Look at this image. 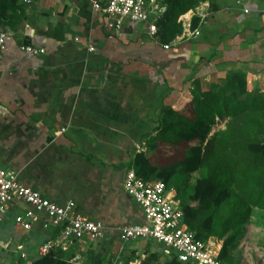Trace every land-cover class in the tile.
I'll use <instances>...</instances> for the list:
<instances>
[{"label": "crops", "instance_id": "0c3cea01", "mask_svg": "<svg viewBox=\"0 0 264 264\" xmlns=\"http://www.w3.org/2000/svg\"><path fill=\"white\" fill-rule=\"evenodd\" d=\"M22 5L25 14L14 25L0 18L7 34L0 49V167L57 205L73 202L79 214L102 224L96 242L50 249L66 264H93L89 250L109 264H123L121 255L139 264L143 252L169 260L172 254L158 244L119 237L121 228L143 221L123 189L126 169L136 153H151L146 137L155 133L161 109L182 106L195 86L207 91L241 72L253 91H264V0L201 2L193 13L197 26L190 27L193 15L186 19L167 48L131 22L109 36L90 0ZM195 29L197 35L188 34ZM224 127L225 121L218 129ZM205 173L183 175L195 178L192 192ZM27 208L18 199L6 206L0 264H31L42 256L39 247L58 235L56 227L42 228L45 215L30 230L16 225L14 217Z\"/></svg>", "mask_w": 264, "mask_h": 264}, {"label": "trees", "instance_id": "16d2710c", "mask_svg": "<svg viewBox=\"0 0 264 264\" xmlns=\"http://www.w3.org/2000/svg\"><path fill=\"white\" fill-rule=\"evenodd\" d=\"M204 1L161 0L165 11L157 22V40L167 44L182 34V18ZM24 14L20 0H0V18L7 24ZM197 23L193 15L190 27ZM159 116L155 133L146 137L151 153L140 151L133 158L135 173L144 181L160 179L173 186L175 178L205 169L189 196L193 204H180L183 220L197 239L215 237L217 258L228 264L239 225L252 207L264 209V91H253L244 73H231L207 91L195 86L182 106L164 107ZM220 121L225 127L211 134ZM58 252L31 264H66ZM145 259L180 264L173 255L163 263L156 253Z\"/></svg>", "mask_w": 264, "mask_h": 264}, {"label": "built area", "instance_id": "2783aa9c", "mask_svg": "<svg viewBox=\"0 0 264 264\" xmlns=\"http://www.w3.org/2000/svg\"><path fill=\"white\" fill-rule=\"evenodd\" d=\"M33 0H22L29 5ZM93 10L103 14V27L113 36L119 34L125 22L135 23L143 28L151 38L158 33L157 22L165 11L161 0H90ZM195 29L188 34H198ZM7 34L0 31V49L4 47ZM169 44L163 45L167 48ZM22 50L37 53L30 46ZM123 189L139 206L143 215L141 223L126 225L121 228L119 237L123 242L131 240L151 241L162 247L163 251L172 254L180 264H223L217 258L218 241L215 237L200 240L188 228L183 220V211L174 186L167 185L160 179L144 181L131 166L126 169ZM13 199L27 205V209L14 217L16 225L30 230L32 224L39 222L40 215L46 216L41 225L58 229L56 239L47 241L39 247L40 255L49 253L53 246H63L76 240L96 242L103 236V226L99 221L90 220L79 214L73 202L57 205L43 197L38 190L22 184L18 173L0 167V224L4 220L6 206ZM25 255L22 253L21 257ZM145 258L144 252L139 259ZM132 259V258H131Z\"/></svg>", "mask_w": 264, "mask_h": 264}, {"label": "rangeland", "instance_id": "374dc122", "mask_svg": "<svg viewBox=\"0 0 264 264\" xmlns=\"http://www.w3.org/2000/svg\"><path fill=\"white\" fill-rule=\"evenodd\" d=\"M20 3L22 4L21 1ZM196 7L192 11L193 13H195ZM193 13H190L188 19L193 15ZM185 20L186 19L183 17V29L184 24L187 23V21ZM220 83L221 81L217 80V82L212 83L209 88L211 89L213 85ZM221 123H223V121H221ZM221 123L219 125H221ZM218 126H214V128L218 129ZM194 179V177L184 178L182 175V177L175 178L172 181L173 186L178 192V196H176V198L178 199L180 204H193V202L190 201L189 196L190 192H192V183L194 182ZM88 254L89 257H91V261L93 264H99L101 260H104L105 264H107L108 262L111 263L110 260L107 261L105 256H102L101 253L94 254L93 251L89 250ZM1 257L2 255L0 254V259ZM120 258L123 264H130L129 260H133L130 257L128 258L127 255H121ZM146 259L143 261V263L139 264L152 263L151 260L146 261ZM158 261L160 263H163L160 260ZM227 262H229L228 264H264V209L252 207L249 216L246 217L245 221L239 225V234L234 242L228 247Z\"/></svg>", "mask_w": 264, "mask_h": 264}]
</instances>
